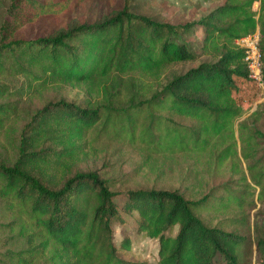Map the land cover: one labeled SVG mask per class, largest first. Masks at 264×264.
Segmentation results:
<instances>
[{
    "label": "trees",
    "instance_id": "1",
    "mask_svg": "<svg viewBox=\"0 0 264 264\" xmlns=\"http://www.w3.org/2000/svg\"><path fill=\"white\" fill-rule=\"evenodd\" d=\"M72 1L11 0L8 20L0 26V219L11 217L0 223V231L16 233L27 248L11 257L4 254L6 262L0 264H34L47 252L54 264H248L246 237L223 228L225 221L206 224L201 215L242 212L254 198L251 185L264 201V157L251 161L249 138L240 133L241 142H247L241 151L244 173L233 134L244 112L233 93L238 81L251 80L245 50L235 42L256 31L264 88V0H225L184 24L154 21L133 12L125 0L100 21L36 39L14 37L40 17L57 20ZM196 30L202 31L200 51L209 61L161 84L168 68L198 59L188 41ZM18 79L23 83L13 87ZM57 84L84 85L102 103L80 108L49 102L16 132L22 98ZM122 86H130L126 105L110 95L111 87ZM96 128L131 144L145 141L165 154L201 155L215 137L224 136L229 154L217 160L223 166L232 159L236 178L186 199L177 191L155 189L117 194L94 171L68 176L72 163L86 157L88 137ZM117 198L123 200L120 208ZM120 213L134 215L135 233L157 244L155 262L118 257L119 249L128 252L131 245L128 237L113 242V222ZM255 246L262 255L257 264H264V239Z\"/></svg>",
    "mask_w": 264,
    "mask_h": 264
},
{
    "label": "rangeland",
    "instance_id": "2",
    "mask_svg": "<svg viewBox=\"0 0 264 264\" xmlns=\"http://www.w3.org/2000/svg\"><path fill=\"white\" fill-rule=\"evenodd\" d=\"M44 1V0H38ZM58 2L59 0H51ZM125 0H73L67 11L57 20L49 17H40L33 24L26 25L14 33L15 38L29 40L46 35L63 32L73 26L83 23H93L102 20L110 14L120 10ZM225 0H129L132 11L145 15L154 21L170 24H184L199 19ZM11 0H0V26L8 20V9ZM253 11L258 18L259 3L253 4ZM1 34V33H0ZM255 34H258L256 31ZM202 31L196 30L188 38L192 50L198 55V59L191 63H181L170 67L165 71L161 84L172 76L181 74L189 68L195 67L202 61H209L200 51ZM22 79L13 80L11 85L20 87ZM140 92L141 86L137 87ZM148 89V88H146ZM155 90V89H153ZM135 89H132L134 93ZM150 91V93H149ZM146 97L151 95V88ZM139 92V93H140ZM110 95L113 101L126 105L131 98L130 86H122L118 90L111 87ZM116 97V98H115ZM236 103L243 109V114L234 122V139L236 154L244 173H247L246 163L242 159V149L247 142L242 138H249V155L254 158L264 157V88L253 80H240L237 89L233 93ZM63 101L73 103L80 108L92 107L102 103V97L91 91L84 85L72 86L57 84L34 96L23 97L20 104V120L16 125V132L24 126L30 117L47 103ZM177 123L190 126L187 120L173 118ZM241 129V131H239ZM229 142V141H228ZM89 147L86 149V157L73 162L68 171V176L76 171H94L109 183L110 190L117 194L128 190L155 189L177 191L186 199H197L215 186H221L227 182H233L236 176L233 173L232 159L220 166L217 159L228 155L225 150L226 138L215 137L211 148L201 155L190 152L165 154L158 152L145 141L128 143L122 139L113 137L107 131L100 128L93 130L88 137ZM223 148V149H222ZM67 176V177H68ZM254 191L252 202L244 204L242 212L234 211L227 217H215L204 213L201 218L206 224L215 225L221 221L223 228L235 231L251 244V254L248 264H257L262 260V255L257 251L255 243L264 239V201L257 198L259 189L251 185ZM117 204L121 207L122 199L117 198ZM242 220H240V217ZM0 223L7 224L11 217L3 216ZM113 242L118 245L122 237L131 239L128 252L119 249L118 257L133 262H155L157 258V244L135 233V216L120 213L119 219L113 222ZM175 234V230L171 235ZM118 247V246H117ZM27 250L25 240L9 229L0 231V260L5 261L9 254ZM52 253L47 252L38 258L34 264H54Z\"/></svg>",
    "mask_w": 264,
    "mask_h": 264
},
{
    "label": "built area",
    "instance_id": "3",
    "mask_svg": "<svg viewBox=\"0 0 264 264\" xmlns=\"http://www.w3.org/2000/svg\"><path fill=\"white\" fill-rule=\"evenodd\" d=\"M258 34H253L237 40L235 43L245 50L244 61L249 72V79L263 87L260 75V56L257 50Z\"/></svg>",
    "mask_w": 264,
    "mask_h": 264
}]
</instances>
